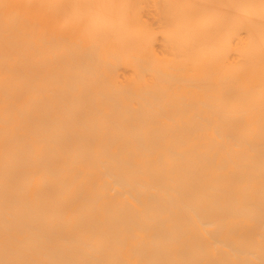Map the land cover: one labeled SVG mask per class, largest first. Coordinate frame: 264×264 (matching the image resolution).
<instances>
[{
	"label": "bare ground",
	"instance_id": "bare-ground-1",
	"mask_svg": "<svg viewBox=\"0 0 264 264\" xmlns=\"http://www.w3.org/2000/svg\"><path fill=\"white\" fill-rule=\"evenodd\" d=\"M0 264H264V0H0Z\"/></svg>",
	"mask_w": 264,
	"mask_h": 264
}]
</instances>
